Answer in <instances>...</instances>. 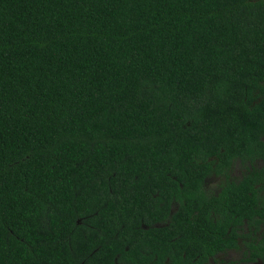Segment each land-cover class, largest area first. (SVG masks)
<instances>
[{
	"label": "trees",
	"instance_id": "16d2710c",
	"mask_svg": "<svg viewBox=\"0 0 264 264\" xmlns=\"http://www.w3.org/2000/svg\"><path fill=\"white\" fill-rule=\"evenodd\" d=\"M155 217L170 264L264 237V0H0V264H115Z\"/></svg>",
	"mask_w": 264,
	"mask_h": 264
},
{
	"label": "flooded vegetation",
	"instance_id": "af4514ba",
	"mask_svg": "<svg viewBox=\"0 0 264 264\" xmlns=\"http://www.w3.org/2000/svg\"><path fill=\"white\" fill-rule=\"evenodd\" d=\"M212 168L213 170L216 168V163L212 164ZM245 171L246 165L240 159H234L226 172L221 174L211 172L206 175L203 178L202 191L206 195H214L220 191V185L223 182H237L243 178ZM163 202L167 203V198L160 200V206H163ZM177 208L178 202L172 200L169 213L172 214ZM129 222L134 227L129 235V241L123 246V251L114 253L115 264H170L167 237L165 239L163 235L154 234L164 232L167 236L171 220L166 217H155L132 219ZM259 224L260 228L256 231L254 227H251L252 233H264V225ZM243 226L244 229L239 232L247 233L249 229L246 225ZM234 240L237 245L225 246L212 252L206 251V247L192 253L183 251L178 264H264V237L262 235H239L235 236Z\"/></svg>",
	"mask_w": 264,
	"mask_h": 264
}]
</instances>
